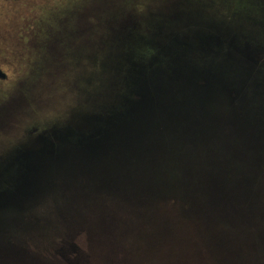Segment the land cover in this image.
<instances>
[{
    "label": "water",
    "instance_id": "95a60500",
    "mask_svg": "<svg viewBox=\"0 0 264 264\" xmlns=\"http://www.w3.org/2000/svg\"><path fill=\"white\" fill-rule=\"evenodd\" d=\"M160 16L114 33L78 124L0 152V264H48L50 227L88 247L59 264H264L261 40Z\"/></svg>",
    "mask_w": 264,
    "mask_h": 264
},
{
    "label": "rangeland",
    "instance_id": "374dc122",
    "mask_svg": "<svg viewBox=\"0 0 264 264\" xmlns=\"http://www.w3.org/2000/svg\"><path fill=\"white\" fill-rule=\"evenodd\" d=\"M166 13L254 30L264 50V0H0V152L31 147L78 124L93 91L106 85L114 33L159 31ZM60 231L42 232L50 243L45 247L32 234L27 246L48 264H59L66 254L87 259L83 231L74 230L69 240Z\"/></svg>",
    "mask_w": 264,
    "mask_h": 264
},
{
    "label": "flooded vegetation",
    "instance_id": "af4514ba",
    "mask_svg": "<svg viewBox=\"0 0 264 264\" xmlns=\"http://www.w3.org/2000/svg\"><path fill=\"white\" fill-rule=\"evenodd\" d=\"M0 78H4V76H5V74L1 71V69H0Z\"/></svg>",
    "mask_w": 264,
    "mask_h": 264
}]
</instances>
